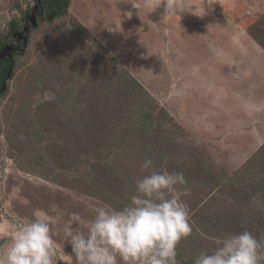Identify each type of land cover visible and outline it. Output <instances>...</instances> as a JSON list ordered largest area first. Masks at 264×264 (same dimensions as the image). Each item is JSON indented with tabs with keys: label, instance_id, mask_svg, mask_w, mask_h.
Returning <instances> with one entry per match:
<instances>
[{
	"label": "rangeland",
	"instance_id": "rangeland-1",
	"mask_svg": "<svg viewBox=\"0 0 264 264\" xmlns=\"http://www.w3.org/2000/svg\"><path fill=\"white\" fill-rule=\"evenodd\" d=\"M34 1L0 0V40L11 20L26 24ZM137 2L149 11L145 0ZM99 3L71 0L67 14L53 20L45 12L27 32L28 47L0 93V259L15 229L41 212L49 217L53 264H76L65 226L86 231L73 214L87 221L99 208L128 204L137 180L148 174L140 168L145 159L153 170L182 172L187 181L178 195L188 206L191 233L177 244V264H193L243 231L264 240L262 114L251 107L248 115L223 107L197 112L204 92L200 36L213 30L229 38L253 25L247 32L264 50V0H219L218 13L216 3L193 0V14L156 19L154 27L139 16L117 15V0ZM164 61L171 65L167 82ZM217 63L226 77V65H235L224 56ZM183 102L189 111L181 115ZM84 173L96 177L94 196L89 176L77 177Z\"/></svg>",
	"mask_w": 264,
	"mask_h": 264
},
{
	"label": "clouds",
	"instance_id": "clouds-1",
	"mask_svg": "<svg viewBox=\"0 0 264 264\" xmlns=\"http://www.w3.org/2000/svg\"><path fill=\"white\" fill-rule=\"evenodd\" d=\"M161 4L165 16L193 14L196 8L193 0H158L153 11ZM140 168L148 174L137 180L128 204L99 208L87 221L73 214L72 221L86 229L65 226L76 264H177V244L191 233L188 206L178 195V186L187 181L182 172L153 170L151 159ZM53 256L49 217L37 212L33 221L15 229L0 264H53ZM193 264H264V240L249 231L229 235Z\"/></svg>",
	"mask_w": 264,
	"mask_h": 264
},
{
	"label": "crops",
	"instance_id": "crops-1",
	"mask_svg": "<svg viewBox=\"0 0 264 264\" xmlns=\"http://www.w3.org/2000/svg\"><path fill=\"white\" fill-rule=\"evenodd\" d=\"M86 1H88L94 7L95 5L100 6L99 0ZM132 1L117 0V4L119 6H116L113 9L119 12L117 15H125V17L128 19H137L139 16L143 19L144 25H149L150 27H154V25H156V19L164 20L167 17L165 16L163 4L153 11V7L158 3V0H145V5L149 7L148 12L143 11L140 4L137 2L138 0ZM207 1L212 2L213 5H215V3L219 5L214 6V11L216 10V13L222 10L219 0ZM84 3L85 0H82L81 6H83ZM132 6H135V8L132 9ZM103 11L106 12L105 9H103ZM76 12L77 14H82L80 10ZM136 12H139L141 16ZM129 13L131 16L127 15ZM119 21L122 23V18ZM216 22H219V20H216ZM234 25L237 24L234 23ZM248 27H250V25L246 27L245 32L240 30L239 34L234 33L235 36L232 34L233 36L229 35V38L222 37V32H216L213 30L211 33L200 36L205 44V46H203L205 47V52L199 59V62L203 63V65H198L197 61V65L200 68L198 71V80L202 83L204 92L203 97L197 100L198 114L203 112L217 111L218 109L221 110V107H223L225 108L227 114H231L236 109V112L239 110L245 111V114L248 115L246 110L251 107L253 108L251 112L254 115L258 113L262 114L263 118L261 121L264 122V50L250 38L251 36L247 32ZM153 32L155 35V31ZM93 33L99 34V32ZM147 35L148 34H145V36ZM231 47L236 49V51L241 52L240 56L237 57L232 54L230 52ZM182 48V54L184 55V47ZM222 56L225 57V60L232 59V62L235 64L233 67L226 65L227 71L230 72V74L228 73V77H226L227 74L225 75L226 71L221 69L220 63H217V59L222 58ZM216 57L217 59L214 60ZM166 65L167 67H164V75L165 81L167 82L170 76L168 66L171 65H169V62H165L164 66ZM181 69L183 72H189L190 70L184 66H182ZM221 80L226 81L227 84H225V86L217 84ZM210 86L214 87L212 89H208ZM173 100L174 99L171 96L169 101ZM200 101H203L202 105ZM182 104L183 106H186V109L181 113V115L185 114V111H189V103L183 102ZM232 119L227 117V121L229 123H231ZM202 125L205 127L204 124Z\"/></svg>",
	"mask_w": 264,
	"mask_h": 264
},
{
	"label": "flooded vegetation",
	"instance_id": "flooded-vegetation-1",
	"mask_svg": "<svg viewBox=\"0 0 264 264\" xmlns=\"http://www.w3.org/2000/svg\"><path fill=\"white\" fill-rule=\"evenodd\" d=\"M34 3L36 4L33 5L31 11H33L35 6L38 5L36 12L38 17V22L44 20L46 17H44L45 12L41 11L42 0L40 1L35 0ZM27 13L25 14L26 24L28 22V16H29V14ZM47 19H49V17ZM26 24L22 25L18 21L17 28L15 30H12V20H11L9 23L7 33L4 34L2 39L0 40V93H2V91L6 89L7 81L10 79V77H12V73L16 65L18 55L24 54L26 48L28 47L29 44L28 34L26 33V35L24 36L20 35V32L24 29ZM23 37H27V46H25V41ZM9 46L12 47L13 49L11 50L10 48L8 55L7 54L8 50L6 49V47L8 48ZM2 52H4L6 55L1 56Z\"/></svg>",
	"mask_w": 264,
	"mask_h": 264
},
{
	"label": "trees",
	"instance_id": "trees-1",
	"mask_svg": "<svg viewBox=\"0 0 264 264\" xmlns=\"http://www.w3.org/2000/svg\"><path fill=\"white\" fill-rule=\"evenodd\" d=\"M70 4H71V0H42L41 11L46 12L47 15L50 16L49 20H53L56 17L66 15L68 10H69ZM17 25H18V21H15V20L12 21V30H15L17 28ZM252 28H254L253 25L250 27V29H252ZM131 82L134 86H139L141 89H143V85L136 79V77L132 76ZM263 149H264V145L259 148V151H261ZM94 155H95V153H94ZM99 157L102 160L104 157V154H99ZM90 174L88 173V175H85V173H84V174H82L81 177L80 176H77V177H79L81 179H85V178H87L86 176H89L90 181L86 182V184L90 187V190L88 191V193H89V195L94 196L95 194H93V192L91 190L95 189L92 182L95 181L94 179L96 177H95V175H90ZM103 200L105 202L109 203V201H107L105 199H103ZM115 209H119V208L115 207ZM259 216H261V215H259ZM231 218H233L232 215H231Z\"/></svg>",
	"mask_w": 264,
	"mask_h": 264
},
{
	"label": "water",
	"instance_id": "water-1",
	"mask_svg": "<svg viewBox=\"0 0 264 264\" xmlns=\"http://www.w3.org/2000/svg\"><path fill=\"white\" fill-rule=\"evenodd\" d=\"M37 8H38V5H36L34 10L32 11V13L29 14L28 22H27L26 26L24 27V29L20 32V35H22V36L26 35V33L29 31V29H31L32 27H35V26L38 25V17H37V13H36L37 12ZM23 39L25 41V46H27V37H23ZM10 48H11V50L13 49L10 46L8 48L6 47V49L8 50L7 54L9 53ZM4 55H6V54L4 52H2L1 56H4Z\"/></svg>",
	"mask_w": 264,
	"mask_h": 264
}]
</instances>
